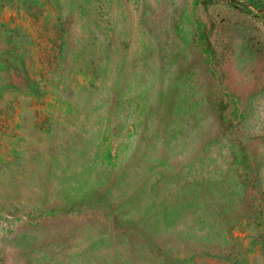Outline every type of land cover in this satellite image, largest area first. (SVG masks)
Instances as JSON below:
<instances>
[{
  "label": "rangeland",
  "instance_id": "1",
  "mask_svg": "<svg viewBox=\"0 0 264 264\" xmlns=\"http://www.w3.org/2000/svg\"><path fill=\"white\" fill-rule=\"evenodd\" d=\"M0 264H264V0H0Z\"/></svg>",
  "mask_w": 264,
  "mask_h": 264
},
{
  "label": "trees",
  "instance_id": "2",
  "mask_svg": "<svg viewBox=\"0 0 264 264\" xmlns=\"http://www.w3.org/2000/svg\"><path fill=\"white\" fill-rule=\"evenodd\" d=\"M246 188H248V187H246Z\"/></svg>",
  "mask_w": 264,
  "mask_h": 264
}]
</instances>
